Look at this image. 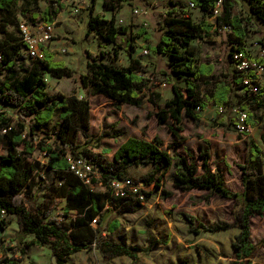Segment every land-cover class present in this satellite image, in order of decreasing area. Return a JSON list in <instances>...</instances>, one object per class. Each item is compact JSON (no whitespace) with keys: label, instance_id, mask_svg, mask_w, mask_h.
Segmentation results:
<instances>
[{"label":"trees","instance_id":"obj_1","mask_svg":"<svg viewBox=\"0 0 264 264\" xmlns=\"http://www.w3.org/2000/svg\"><path fill=\"white\" fill-rule=\"evenodd\" d=\"M125 1L102 0L103 8L112 13L110 19L94 15V7L90 6L88 34L93 32L105 43L112 44L114 49L119 47V37L127 34L128 29L124 25H117L115 15L123 8ZM216 1L191 0L193 7L203 13V18L199 22H194L189 17L170 18L165 34L155 45L149 47L155 55L168 57L167 75L173 82V97L164 106H158L160 93L143 76L145 71L141 60L133 57L136 49L131 43H128L130 60L127 66L119 67L106 61L103 53L96 56L87 54V70L79 79L85 91L82 97L77 92L67 95L49 93L45 75L71 77V69L62 61L56 60L55 54L46 47H41L43 59L27 57V46L20 24L19 36H16L9 35L5 29L7 24L1 22L0 131L6 130L3 136L8 146L6 155L0 159V210L15 215L19 232L33 235V243L48 246L57 259V264H65L70 255L92 245L104 254L113 257L126 255L135 261L143 250L103 237L106 231L103 222L107 214L118 208L122 212L135 211L141 204L111 197L108 192L95 190L85 184L70 170L67 155L82 157L90 162L103 180L123 178L132 166L152 165L151 171L141 178L146 185L160 182L161 177L173 166L172 180L182 191H206V200L212 196L234 200V221L231 225L223 223L212 227L198 223L193 228L197 233L201 229L215 232L229 227L237 228L239 232L232 243L234 257L230 264H252L257 244L251 240V221L254 217L264 215V149L255 141L249 142L248 162L239 165L243 186L241 192H233L227 188L219 168L211 169L208 149L200 151L198 158L201 164H198L190 152L184 155L170 154L163 147V140L157 136L150 141L128 138L119 145L112 161L102 153H93L85 147L91 142L90 96L94 95H103L116 105L127 103L138 107L144 104L147 96V101L152 104L148 116L155 115L158 123L172 119L169 129L174 135V146L184 140L179 135L183 117L198 120L197 108L204 110L209 104L245 109L248 111V123L251 126L259 123L256 114L260 108L264 109V86L259 87L256 93H251L249 87L242 82L243 75L234 70L229 78L211 84L209 78L213 75L214 65L210 61L198 63L194 55L184 49L193 39L203 38L212 30H221L224 26L232 28L230 41L238 44V49L247 46L249 18L234 14V0H222L220 13L214 21H209ZM247 2L250 16L264 23V0ZM16 3L17 0H0V12L11 14ZM62 6L60 4L56 7L54 2H50L33 17H39L38 21L54 23ZM114 53L117 54V51ZM229 55L231 58V53ZM178 80L182 83H178ZM199 82L208 85L203 93ZM155 108L159 110L154 111ZM52 122H55L54 125H51ZM80 136L85 139L83 144L78 142ZM37 149L44 152L47 159L45 167L59 179L58 186L55 187V199L45 210L38 206H27V201L34 198L30 182L40 171L42 164L34 157ZM94 182L97 183L95 180ZM157 186L160 187V184L157 183ZM162 192L165 197L172 195L165 189ZM150 195V192H146L147 198ZM63 200V216H69L71 212L75 214L69 225L53 215V210ZM189 219L194 224L193 218ZM4 226L5 222H0V229ZM119 226L120 222L114 220L108 230L112 232ZM155 241L157 240H151ZM261 244L264 245V238ZM20 251L26 253L24 247ZM135 261L133 264H137ZM3 264L18 263L6 258ZM177 264H190V260L184 258Z\"/></svg>","mask_w":264,"mask_h":264},{"label":"rangeland","instance_id":"obj_2","mask_svg":"<svg viewBox=\"0 0 264 264\" xmlns=\"http://www.w3.org/2000/svg\"><path fill=\"white\" fill-rule=\"evenodd\" d=\"M190 1L126 0L123 3V8L116 13L115 20L117 25L126 26L128 32L119 37L120 46L115 49L112 44L105 43L97 34L93 32L88 34L90 6L94 7V15L98 14L105 19H110L112 16L110 11L103 8L102 0H17L11 14L0 12V25L1 22H5L7 24L6 32L9 35L19 36V24H33L38 21L39 17H33V15H38L50 2H54L56 7L60 4L63 5L55 21L53 38L44 46L55 54V59L62 61L71 69L72 76L56 78L46 74L45 81L49 93L67 95L77 92L80 94L82 87L79 79L87 70L88 53L94 56L103 53L106 61H111L119 67L127 66L129 64L127 49L130 48L128 43L135 47L134 54L146 63V66L143 67L145 71L143 76L149 79L156 88L161 87L160 83L162 82L169 84L171 81L167 75L169 73L166 62L168 57L161 55L155 58V54L149 47L155 45L165 34L170 18L189 17L194 22H199L203 18V13L199 9L189 5ZM234 1V14L249 18L247 45L256 52L260 44L264 43V23L250 16L247 0ZM75 8L78 9L77 12H74ZM137 8L146 9L147 13L145 15L134 14L133 10ZM230 33L226 30L214 29L203 38L193 39L184 48L194 55L198 63L210 61L214 65L213 75L209 78L211 84L229 78L233 70L229 54L238 48V44L230 41ZM61 49H64V52ZM144 49H148L149 54H143ZM115 51L117 54L114 53ZM26 56L30 57L28 54ZM27 59L28 62L29 58ZM178 83L182 82L178 80ZM199 86L201 93L208 87L204 82H199ZM162 89L164 90L163 94H167L171 88L162 87ZM165 102L166 100H161L162 106ZM91 106L93 120V128L89 132L91 142L85 147L93 153H102V146L105 147V150L110 151L111 148L116 147L117 140L113 139V136L118 132V128L120 127L128 133V128L119 126V122L116 121L121 107L103 97L91 98ZM209 106L212 109H209L210 112L201 113V115L205 114L203 121L194 120L192 122L188 121L189 119L183 121L181 127L184 131L179 135L183 138L188 137L189 145L194 149L200 145L198 155L203 148L208 149L207 147L211 148L213 153L218 152L222 156L228 155L226 162L228 166L224 165L226 186L233 192H241L239 165L245 164L242 156L247 154V144L236 142L231 144L227 131L232 125V114L230 112L224 115L218 114L217 107L213 104ZM140 107H127L122 111L123 117L126 114L132 115L133 127L137 125L138 130H133L132 134L149 136L152 139L157 136L170 145L169 140H166L169 138L171 121L164 126H158L156 116H148L152 104L147 101V96L144 104ZM144 109L147 111L146 124H143L144 119H142ZM158 110L159 108L154 109V111ZM200 111L201 109L198 110V112ZM102 113L105 114L102 115ZM106 116H109L114 122L107 124L104 120ZM152 117L157 122V126H150ZM54 123L52 122L51 125ZM117 126L118 128H116ZM233 130L236 135L245 136L234 128ZM171 137L174 139L173 134ZM78 142L83 144L85 139L80 136ZM7 146L5 137L0 133V159L6 155ZM223 147L224 149H222ZM236 152L239 155L235 156ZM34 157L42 164L40 171L33 176L30 182L29 186L34 193V198L27 201V206L29 208L32 205L38 206L45 210L52 205L55 199V187L58 186L59 179L45 167L47 159L44 152L37 149ZM147 171L145 168L140 169L131 177L142 182L141 178ZM229 171L231 174L228 173ZM142 183L144 189L148 187L147 192H152L149 199L141 203L135 211L122 212L119 208L114 209L105 216L103 222V227L106 229L103 233L105 239L143 249L139 252L138 260L135 261L126 255L113 257L102 253L98 247L92 245L70 255L65 264H133L134 261L137 264H177L184 258H188L190 264H230L234 257L232 243L239 230L229 227L215 232L201 229V232L197 233L193 226L198 223L212 227L223 223L231 225L234 221L232 216L234 200L219 196H212L206 200L207 192L200 190L173 192V195L167 198L163 195L162 190H170L168 178L157 182L161 184V187H157L155 182L149 186ZM94 189L103 191V187L99 183L94 185ZM63 205L64 200L53 210V215L69 225L71 217L75 214L71 212L69 216H63ZM189 217L193 218L194 224ZM114 220H118L120 226L111 232L108 229ZM0 222H5L4 228L0 229V264H3L6 258L12 259L18 264H57V259L48 246L37 245L33 243V235L19 232L15 215L1 213ZM263 238L264 215L257 216L251 221V240L257 244L252 260L253 264H264V245L261 244ZM152 239L157 241L151 242ZM21 247L25 248L26 253L20 251Z\"/></svg>","mask_w":264,"mask_h":264},{"label":"built area","instance_id":"obj_3","mask_svg":"<svg viewBox=\"0 0 264 264\" xmlns=\"http://www.w3.org/2000/svg\"><path fill=\"white\" fill-rule=\"evenodd\" d=\"M189 5L193 7V3L190 1ZM222 7V0H217L213 9V14L209 18L210 21H214L216 16L220 13ZM78 9L75 8L74 12ZM134 14L145 15L146 9L137 8L133 10ZM56 23H48L44 21H37L35 24L21 23L20 30L23 36V40L26 43L27 54L33 59H43L44 53L41 47L53 38L54 29ZM222 30L228 32L232 31L230 26H224ZM247 44V42H246ZM47 48V47H46ZM64 52V49H61ZM143 54H149L148 49L142 51ZM257 53V54H256ZM231 65L234 71L243 75V83L249 87L251 93H256L259 87L264 86V43L260 44L258 51L254 52L250 47L244 46V48L236 49L231 52ZM200 110V108H197ZM229 108L224 106H217L218 114H224ZM233 116L232 127L239 133L246 135L251 130V125L248 123V111L241 109L237 106L229 109ZM6 130L0 131L4 134ZM69 168L74 172L85 184L94 188V185L99 183L103 187L104 192H108L111 197L122 199L124 201H136L144 203L147 200V190L143 188V183L136 181L130 176H124L123 178H111L103 180L99 173L94 170L93 165L82 157L74 158L71 155H67ZM97 181V183L94 182ZM116 203H114L115 205ZM5 213L4 210H0V214Z\"/></svg>","mask_w":264,"mask_h":264},{"label":"crops","instance_id":"obj_4","mask_svg":"<svg viewBox=\"0 0 264 264\" xmlns=\"http://www.w3.org/2000/svg\"><path fill=\"white\" fill-rule=\"evenodd\" d=\"M48 48V47H47ZM133 57L134 58H138L135 54L133 55ZM154 57L155 58H157V57H159L158 55H154ZM130 58V57H129ZM57 60V59H56ZM130 60V59H129ZM167 62V66H168V60L166 61ZM141 63H142V66L144 67V66H146V63H144L143 61H141ZM231 69H233L232 68V65H231ZM86 73V72H85ZM172 81H170L169 82V84L167 83V82H162V83H160V86L161 87H156L155 88V90L157 91V92H159L160 93V98L158 99V102H157V104H158V106H162V103H161V100H163V101H167L168 99H170L171 97H173V89H172ZM162 87H165V89H167V87H169V88H171L170 89V92L168 93L167 92V94L166 93H164L163 94V89H162ZM80 89V88H79ZM83 88H81V92H80V94H79V96L80 97H82L83 95H85V91H84V89L82 90ZM93 97H103V98H105V99H107V100H110V99H108L107 97H105V96H103V95H94V96H90V101H91V98H93ZM110 101H112V100H110ZM113 103H114V101H112ZM209 105H211V104H209ZM208 105V109L206 108V109H204V110H201L200 112H198V109H197V113L199 114V121L201 122V121H203V118H204V116H205V114L203 115H201V113L202 112H210L212 109H211V106H209ZM118 106H120L121 108H120V110H119V116L117 117V119H116V121H118L119 122V126H124V127H127L128 128V133H126V131L124 132V130L122 129V128H118V126L116 127V128H118V132H116V135L115 136H113V139H115V140H117L116 141V147L115 148H111V150L109 151V150H105L104 148V146H102V154L109 160V161H112L113 160V155H114V153H115V151L117 150V148L119 147V145L120 144H122L123 142H125L128 138H130V137H135V138H143V139H146V140H148V141H150L152 138H150L149 136H143V135H136V134H132V132H133V130L134 131H136V130H138L137 129V125H136V127H133L134 125H132V115H129V114H126L124 117H123V113H122V111L125 109V108H127V107H129V108H141V107H138V106H134V105H130V104H127V103H120ZM213 106H215V107H217V105H215V104H213ZM144 108H145V105L143 106ZM209 109H211L210 111H209ZM228 112H230L231 113V111H229V109H228V111L226 112V114L228 113ZM103 114H105V113H102V115ZM225 114V113H224ZM224 114H221V115H224ZM146 115H147V111H146V109H144L143 110V116H142V119H144V122H143V124H146L145 122H146ZM116 117V116H115ZM154 117H152V120H151V122H152V125H150V126H157V122L153 119ZM256 118H257V120L259 119V123L256 125V126H251V130H250V132L247 134V135H245V136H238V135H236V132L233 130V128H232V125H230L229 126V130L227 131V135L230 137V142H232L231 144H235V142L236 143H244V144H247V151H246V155L245 156H242V159H243V161L245 162V164L248 162V157H249V150H248V145H249V142L250 141H255L257 144H259L260 146H261V148L262 149H264V110H263V108H260L258 111H257V114H256ZM189 119V120H188ZM104 120H106V123L107 124H111L112 122H114L113 121V119H110V117L108 116H106V118H104ZM186 120H188V121H194V119H192V118H188V117H183V119H182V123H181V125L183 124V121H186ZM92 109H91V120H90V122H91V129L93 128L92 126ZM169 121H171V123H170V125L172 124V119H168L165 123H158L159 125L158 126H164V124H166L167 122H169ZM196 121V120H195ZM138 123H139V121H138ZM230 124H231V121H230ZM132 128H134V129H132ZM221 130H222V128H221ZM148 131V133L150 132V130L148 129L147 130ZM184 130H183V128H182V130H179V133L180 132H183ZM158 133H159V131H157ZM168 132V131H167ZM224 132V131H223ZM184 134V133H183ZM159 135H160V133H159ZM171 135H172V133L169 131V133H168V139L166 140V141H168L169 140V142H170V145H168L165 141H164V139H162L163 140V142H164V148L170 153V154H174V153H180V154H186L187 152H190L192 155H194V157H195V160H196V162L198 163V164H201V160L198 158V152H199V147H200V145H198V147H197V149H194L193 147H190V145H189V138L188 137H186V138H184V140L183 141H181L180 142V144H178L177 146H174V145H172V143L174 142V139H172V137H171ZM161 136V135H160ZM187 136V135H186ZM208 148V151H209V154H210V159H209V165H210V167H211V169L212 170H214V169H216V168H219V170L221 171V173H222V176H223V178H224V181H225V184H226V179H225V174H224V165L227 167L228 166V164L226 163L227 162V157H228V155L226 156V155H220V153H213V150L211 149V148H209V147H207ZM222 149H224V147L222 148ZM225 154H227V151H225ZM237 155H239L237 152L235 153V156H237ZM143 168H145V169H147L148 171L147 172H149V171H151V169L153 168V166L152 165H148V166H132V167H130L128 170H127V172H126V176H132L134 173H136L137 171H139L140 169H143ZM173 172H174V167L173 166H171L168 170H167V172L161 177V179H160V182H162L163 181V179L164 178H168V180H169V182H170V192L172 193V195H173V192H179V191H182L180 188H178V187H176L175 185H174V182H173V180H172V174H173ZM229 174H231V172L229 171L228 172ZM241 178V177H240ZM242 184V183H241ZM151 185V184H150ZM149 186V185H148ZM158 187V186H157ZM160 187H161V184H160ZM146 189H148V187H146ZM242 190H243V186H242ZM151 193V195H152V192H150ZM171 195V196H172ZM171 196H169V197H171ZM168 198V197H167ZM147 199H149V198H147ZM255 218V217H254ZM253 219V218H252ZM252 264H253V262H252Z\"/></svg>","mask_w":264,"mask_h":264},{"label":"bare ground","instance_id":"obj_5","mask_svg":"<svg viewBox=\"0 0 264 264\" xmlns=\"http://www.w3.org/2000/svg\"><path fill=\"white\" fill-rule=\"evenodd\" d=\"M247 134H248V133H247ZM247 134H246V135H247Z\"/></svg>","mask_w":264,"mask_h":264}]
</instances>
